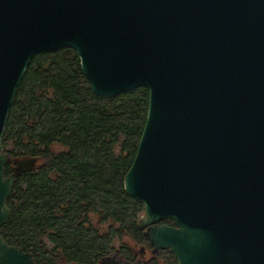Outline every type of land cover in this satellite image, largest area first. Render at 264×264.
Here are the masks:
<instances>
[{
  "label": "water",
  "instance_id": "water-1",
  "mask_svg": "<svg viewBox=\"0 0 264 264\" xmlns=\"http://www.w3.org/2000/svg\"><path fill=\"white\" fill-rule=\"evenodd\" d=\"M63 48L98 97L148 90L123 186L154 251L264 264V0H0V226L39 161L4 150L8 111L31 59ZM0 264L37 263L0 236Z\"/></svg>",
  "mask_w": 264,
  "mask_h": 264
},
{
  "label": "trees",
  "instance_id": "trees-1",
  "mask_svg": "<svg viewBox=\"0 0 264 264\" xmlns=\"http://www.w3.org/2000/svg\"><path fill=\"white\" fill-rule=\"evenodd\" d=\"M147 106L145 87L96 96L72 49L35 55L16 89L2 145L11 159L39 161L13 185L2 239L32 254L37 264H100L116 238L145 243L135 225L142 203L125 193L123 178ZM11 169L10 161L4 175ZM91 214L108 224L104 231L90 223Z\"/></svg>",
  "mask_w": 264,
  "mask_h": 264
},
{
  "label": "flooded vegetation",
  "instance_id": "flooded-vegetation-1",
  "mask_svg": "<svg viewBox=\"0 0 264 264\" xmlns=\"http://www.w3.org/2000/svg\"><path fill=\"white\" fill-rule=\"evenodd\" d=\"M158 225L174 226L173 223L172 225H168L160 222ZM139 232L143 236V232ZM114 241L120 242L122 240L116 238ZM144 242L143 244H136V242L131 239H128L126 242H121L118 248L113 247L114 251L109 257H113L117 261L128 264H177L175 257L168 250L154 251V248L146 238ZM124 247L126 250L123 251Z\"/></svg>",
  "mask_w": 264,
  "mask_h": 264
},
{
  "label": "rangeland",
  "instance_id": "rangeland-1",
  "mask_svg": "<svg viewBox=\"0 0 264 264\" xmlns=\"http://www.w3.org/2000/svg\"><path fill=\"white\" fill-rule=\"evenodd\" d=\"M6 150H8V151L11 150V145H8L6 147ZM55 150H58V148H56ZM115 152L116 153L118 152V148H116ZM89 219H90V223L93 224V225H95V226H97L101 231H104L107 228V226H108V224H104V225L99 224L98 223V218H97L96 215L91 214L89 216ZM127 240L128 239H123L120 242L119 241H113L112 246L115 247V248H118L120 246V243L121 242H126ZM45 243L47 244V246H50V244L48 243L47 240L45 241Z\"/></svg>",
  "mask_w": 264,
  "mask_h": 264
}]
</instances>
